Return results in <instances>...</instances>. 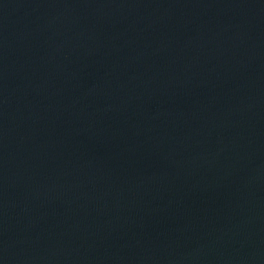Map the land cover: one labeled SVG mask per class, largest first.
<instances>
[{"label":"water","instance_id":"obj_1","mask_svg":"<svg viewBox=\"0 0 264 264\" xmlns=\"http://www.w3.org/2000/svg\"><path fill=\"white\" fill-rule=\"evenodd\" d=\"M0 264H264V0H0Z\"/></svg>","mask_w":264,"mask_h":264}]
</instances>
